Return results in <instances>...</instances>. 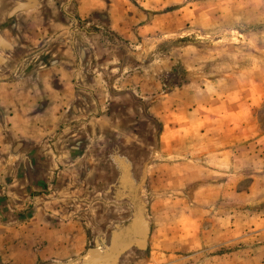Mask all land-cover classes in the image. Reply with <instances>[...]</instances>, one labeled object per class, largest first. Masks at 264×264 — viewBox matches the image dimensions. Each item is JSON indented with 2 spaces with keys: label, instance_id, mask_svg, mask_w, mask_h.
Returning <instances> with one entry per match:
<instances>
[{
  "label": "rangeland",
  "instance_id": "obj_1",
  "mask_svg": "<svg viewBox=\"0 0 264 264\" xmlns=\"http://www.w3.org/2000/svg\"><path fill=\"white\" fill-rule=\"evenodd\" d=\"M8 81L0 225L76 215L65 264H264V0H0ZM60 133L80 172L37 189L19 156Z\"/></svg>",
  "mask_w": 264,
  "mask_h": 264
},
{
  "label": "crops",
  "instance_id": "obj_2",
  "mask_svg": "<svg viewBox=\"0 0 264 264\" xmlns=\"http://www.w3.org/2000/svg\"><path fill=\"white\" fill-rule=\"evenodd\" d=\"M18 28L20 27L18 26ZM17 82L20 84V82L22 83L23 81ZM14 88V82L12 81L0 84V107L3 108L7 106L5 105L6 99L1 98L4 89L9 91ZM11 108L12 114L9 116L8 122H11L13 125L15 117L18 115L19 104L14 103ZM59 108L60 107L55 109V107H53L55 111L51 115V125L54 127H56L57 124H61L62 112L56 113ZM64 127H66V125H64ZM13 128L16 129L17 127ZM53 130L55 132L56 129ZM19 134V138L21 137L29 140V143L34 142L31 143V146L33 144L37 146L39 142H42L41 140L45 138L48 132L37 139L27 136L26 133ZM79 138L81 139L78 135H72L64 139L63 133H60L47 142L49 151H47V155L45 156L46 159H42L44 153L41 149H36L32 153L37 163L39 162L40 164V166L37 167L39 178L33 180V187L37 189L45 187L43 174H55L57 177L59 174L66 173L68 169L79 168L77 171L80 170V162L85 159L86 150L84 154L79 153L78 155H72L70 151L68 154L66 150L62 149V145L66 142H76ZM25 156L26 153H22L19 156V160L22 161V165L20 164L19 168L21 170L23 168ZM33 170L36 171V166ZM68 217L69 216H65L62 213H49L47 215L38 213L31 216L30 222L27 223L30 226L27 229H25V225H20L18 223H16L15 228H6L7 226L0 225V264H39L44 260H49L52 264H65L71 260L72 257L80 255L85 246L84 237L81 235L84 232H82L78 223L74 225V223H76L75 219H78L76 215H72L69 219ZM42 223H44V225H42Z\"/></svg>",
  "mask_w": 264,
  "mask_h": 264
},
{
  "label": "trees",
  "instance_id": "obj_3",
  "mask_svg": "<svg viewBox=\"0 0 264 264\" xmlns=\"http://www.w3.org/2000/svg\"><path fill=\"white\" fill-rule=\"evenodd\" d=\"M25 163H27L25 165L26 166V168H25L26 173L30 174V170H32V166H33L32 153L31 154H27V156L25 157Z\"/></svg>",
  "mask_w": 264,
  "mask_h": 264
},
{
  "label": "flooded vegetation",
  "instance_id": "obj_4",
  "mask_svg": "<svg viewBox=\"0 0 264 264\" xmlns=\"http://www.w3.org/2000/svg\"><path fill=\"white\" fill-rule=\"evenodd\" d=\"M135 216V215H134ZM135 220H136V218L133 220L132 219V222L130 223V226H129V229L128 230H130V232L132 233V231H133V226H134V222H135ZM141 235H139V236H134V238H133V240L134 241H136V240H138V241H142L143 240V235L140 237ZM139 237V238H138Z\"/></svg>",
  "mask_w": 264,
  "mask_h": 264
}]
</instances>
